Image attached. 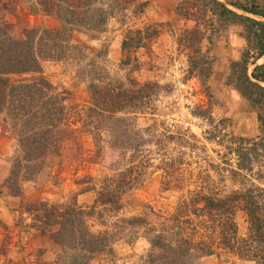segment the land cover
<instances>
[{
  "label": "trees",
  "instance_id": "trees-1",
  "mask_svg": "<svg viewBox=\"0 0 264 264\" xmlns=\"http://www.w3.org/2000/svg\"><path fill=\"white\" fill-rule=\"evenodd\" d=\"M22 1L30 4L34 15L53 20L56 26L18 29L0 12V121L16 142L2 188L11 197H19L21 186L42 173L49 160L60 158L68 143L77 145L78 133L94 139L107 133L112 149L129 150L132 154L125 169L105 177L98 190L94 185L90 187L96 197L87 210L75 202L39 201L22 207L31 220L28 227L60 247L61 253L53 264H91L95 257L113 252L114 234L107 228L93 232L87 224V219L96 216L100 226L107 227L104 215L116 218L114 228L124 225L133 230L144 229L149 240L144 264H192L195 259L220 254L264 264V185L259 183L264 178V62L257 64L264 58V0H182L176 8L180 17L196 25L208 19L219 27L237 24L243 28L245 48L240 59L230 64L227 84L257 112L261 135L230 140L234 147L228 152L236 163L235 169L228 172L239 188L225 197L196 192L171 214L154 213L149 207L148 213L130 219L118 217L123 196L139 182L149 165L141 153L148 141L138 136L134 120L149 109L158 86L112 78L101 63L105 54L98 51L85 64L88 105L83 109L67 107V96L46 80L42 64L85 62L89 49L79 36L94 39L101 34L112 9L108 12L102 8L101 0ZM111 1L121 11L132 7L135 13H141L146 7L138 0ZM198 27L184 31L178 42L190 53L188 75L197 77L208 92L212 62L201 51L204 34ZM152 36L139 30L129 31L122 42V52L147 48ZM129 63L128 58L121 64ZM136 68L134 63L133 69ZM160 162L169 183L172 163L165 158ZM256 180L258 184L254 183ZM238 210L247 218L244 237L237 234L234 216Z\"/></svg>",
  "mask_w": 264,
  "mask_h": 264
},
{
  "label": "rangeland",
  "instance_id": "rangeland-1",
  "mask_svg": "<svg viewBox=\"0 0 264 264\" xmlns=\"http://www.w3.org/2000/svg\"><path fill=\"white\" fill-rule=\"evenodd\" d=\"M181 2L138 0L146 3V7L141 13H135L132 7L121 11L111 0H101L102 8L108 12L112 9L113 14L108 17L103 32L94 39L79 36L89 49L87 60L42 64L46 80L67 96V107L83 109L88 105L85 64L98 51L105 54L101 63L112 78L123 83L133 80L158 86L149 109L134 120L138 136L148 141L141 153L148 158L149 165L139 182L123 196L119 218L140 217L149 212V207L154 213L171 214L180 202L188 201L196 192L218 197L231 194L239 185L228 172L235 169L236 163L228 152L234 147L230 140H249L261 135L257 112L227 84L230 64L240 59L245 48L242 26L219 27L208 19L196 25L177 14L176 8ZM0 12L18 29L56 26L53 20L34 15L30 4L22 0H0ZM196 27L204 34L201 51L212 62L208 92L197 77L188 75L190 53L178 42L184 31ZM136 30L153 34L147 48L129 54L122 52L124 37ZM128 58L129 65L122 66ZM263 62L264 58L257 64ZM134 63L138 68L133 69ZM15 146L14 137L0 121V264H53L61 253L60 247L28 227L31 220L22 207L39 201L75 202L87 210L96 197V191H90V187L94 185L98 190L105 177L125 169L132 154L129 150L112 149L107 133L97 139L78 133L76 146L68 143L60 158L49 160L42 173L21 186L19 197H11L2 184L8 176ZM162 158L172 163L173 176L169 183L162 170ZM263 180H259L260 185H264ZM254 183L258 184L257 180ZM102 219L107 227L100 226L96 216L87 219V224L93 232L107 228L114 234L113 252L95 257L91 264H144L149 252L144 229L133 230L124 225L114 228L116 218L104 215ZM234 219L238 237H244L248 226L246 215L238 210ZM192 264L253 263L220 254L195 259Z\"/></svg>",
  "mask_w": 264,
  "mask_h": 264
}]
</instances>
